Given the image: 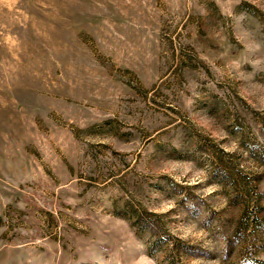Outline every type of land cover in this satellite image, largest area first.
<instances>
[{
	"label": "rangeland",
	"instance_id": "374dc122",
	"mask_svg": "<svg viewBox=\"0 0 264 264\" xmlns=\"http://www.w3.org/2000/svg\"><path fill=\"white\" fill-rule=\"evenodd\" d=\"M0 264H264V0H0Z\"/></svg>",
	"mask_w": 264,
	"mask_h": 264
}]
</instances>
